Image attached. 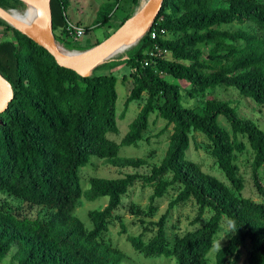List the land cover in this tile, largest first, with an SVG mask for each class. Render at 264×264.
<instances>
[{"label": "trees", "instance_id": "1", "mask_svg": "<svg viewBox=\"0 0 264 264\" xmlns=\"http://www.w3.org/2000/svg\"><path fill=\"white\" fill-rule=\"evenodd\" d=\"M71 1L47 0L53 30L68 33L66 10ZM38 2L45 6L44 0ZM160 18L156 30L153 25L125 61L135 69V86L126 107L144 92L149 95L121 143L109 136L119 132L118 77L114 72L96 73L95 68L90 75L79 74L59 65L43 46L7 26L18 41L0 42V72L14 92L0 116V190L39 208L46 207L48 212L31 218L17 212L21 206L0 205V264L14 247L17 264H120L124 254L108 233L112 221L121 219L116 210L138 181L153 187L152 201L146 208L132 204V214L153 216L156 197L165 196L170 189L177 194L159 220H141L143 231L127 235L136 251L146 257H165L174 264H208L225 216L232 222L234 234L218 249L215 264H238L244 248L248 251L247 264H264V202L243 194L246 182L239 155L246 145L238 138L241 134L250 142L253 156L245 161V168L264 196V126L241 116L229 101L213 96L217 87L225 85L264 104V0H164L156 22ZM245 20L255 27L214 28ZM154 30L156 36H152ZM166 31L179 36L163 39L161 34ZM206 40L228 49L225 56L230 57V66L208 70L202 64L203 52L197 45ZM183 59L192 63L179 61ZM160 72L190 80L194 85L191 92L205 97L203 112L198 105L184 104L179 88L169 84ZM156 111L174 125L163 162L151 174L91 177L86 188L81 169L93 156L118 163L120 145H136L143 139ZM219 115H224L231 130L219 122ZM193 132L206 136L205 145L229 185L188 157ZM140 162L125 163L137 167ZM83 197L90 201L108 197V204L90 210L86 222L75 214ZM190 201L198 205L195 222L208 209L212 214L206 222L172 240L167 230L171 211ZM122 233H127L123 223Z\"/></svg>", "mask_w": 264, "mask_h": 264}, {"label": "rangeland", "instance_id": "2", "mask_svg": "<svg viewBox=\"0 0 264 264\" xmlns=\"http://www.w3.org/2000/svg\"><path fill=\"white\" fill-rule=\"evenodd\" d=\"M145 1L146 0H72L71 5L66 10L68 23L84 28L85 34L81 37H75L74 34L67 33L63 31V29H57L53 30L55 39L61 47L72 52L91 48L109 37L125 22L128 15L135 12ZM0 5L3 7L14 6L19 8L25 4L22 0H0ZM157 18L149 27V30L153 25L154 29L158 27L161 18L156 22ZM8 25L10 24L0 16V42H17L18 40L15 32L8 29ZM254 27L255 24L248 20L244 22L234 21L231 23H222L214 26V28L219 30H251ZM149 30L144 33L137 44L127 50H125V47H120L114 52L115 55L113 57L107 58L103 63L97 66L96 73L113 71L118 77L117 110L119 132L109 133V136L118 143L122 142L123 137L129 131L131 123L137 113L147 102L149 95V92H144L139 100L132 101L129 106L126 107V100L135 86V81L132 77V73L135 69L132 66L126 65L125 61L130 57L132 50H134L145 36H147ZM177 36H179V34L173 31H166L161 34L163 39H172ZM197 47L203 52L200 61L208 70L213 68L220 69L221 67H228L231 65L230 57L225 56V54L228 53V49L216 47L214 42L208 40L199 43ZM116 53H119V55H116ZM166 56L168 58H173L170 54ZM179 61L186 64L192 63V61L188 59ZM160 74L169 84L179 88L184 104L198 105L200 112H203L205 97L191 92L194 85L190 80L177 78L165 72H160ZM213 96L221 100L229 101L238 108L241 116L251 119L260 126H264V104L258 103L252 98L243 95L239 90L225 85L217 87ZM160 103H162V100ZM123 112L125 115L121 116ZM218 120L225 128L231 130V125L224 115H219ZM173 126V124H168L167 120L160 116L158 111L154 112L150 118L149 126L143 139L136 145H120V153L116 161L118 163L103 157L93 156L91 158L90 163L81 169L83 185L87 188L91 177L117 178L123 177L127 173L151 174L152 169L160 165L168 154ZM238 138L246 145V150L239 155L241 169L246 182V188L243 194L246 197L252 198L254 201L264 202V196L258 193L247 175V170L245 168V161L253 156V149L246 137L239 134ZM205 141H207V138L204 134L193 132L188 157L200 163L205 172L216 176L219 180L229 185L230 181L211 156L205 145ZM128 160L141 162L140 165L136 167L135 165L126 164L125 162ZM261 173L264 177V170H262ZM152 194L153 187L149 185L144 186L141 181H138L130 187L122 204L116 210L121 219L112 221L108 236L110 241L120 248L124 254L120 264H174L172 260L166 259L165 257H146L143 253L136 251L127 239L128 234L138 235L143 231L144 224L141 220H146L147 222L159 220L167 211L169 202L175 198L177 191L175 189H170L165 196L156 197L153 203L157 206V210L153 216L142 217L130 212V206L132 204L141 208H146L150 205ZM1 204L11 205L16 208L21 206V209L17 212L22 216L27 215L31 218H35L38 214H41L42 217L46 216L48 212L46 207L39 208L38 206L23 202L20 198L10 194L7 190H0V205ZM107 204L108 197H103L96 201H90L87 200L86 197H83L78 203L75 214L87 222V216L90 210L102 209ZM197 210L198 205L195 201H190L188 203H180V205L171 211L169 220L167 221V230L172 240L177 234H183L187 230L198 226L199 223L206 222L212 214V211L208 209L203 218L199 222H195ZM122 223L125 224L127 233H122ZM154 233L155 231L149 233L148 236L150 237ZM233 234L234 229L232 222L227 217L223 216L222 224L216 236L215 245L208 254V264L216 263L218 249L226 245ZM16 249L17 248L14 247L1 264H17L18 261L14 257ZM243 253L238 264H247V248L243 249Z\"/></svg>", "mask_w": 264, "mask_h": 264}, {"label": "water", "instance_id": "3", "mask_svg": "<svg viewBox=\"0 0 264 264\" xmlns=\"http://www.w3.org/2000/svg\"><path fill=\"white\" fill-rule=\"evenodd\" d=\"M22 1L32 5L41 13L44 23L43 29L34 30L26 24H23L14 18L9 10L2 5H0V16L14 28L18 29L37 44L47 49L59 65L75 70L82 75H90L124 39L129 37L137 29L147 27L149 30V27L159 15L164 2V0H146L117 30L101 43L75 54H66L58 47V43L55 39L52 27V17L48 8L47 0H45V6H42L36 0ZM88 66H92L93 68L89 74H85L83 69ZM13 96L14 92L12 84L0 72V116L9 107L10 102L13 100Z\"/></svg>", "mask_w": 264, "mask_h": 264}, {"label": "bare ground", "instance_id": "4", "mask_svg": "<svg viewBox=\"0 0 264 264\" xmlns=\"http://www.w3.org/2000/svg\"><path fill=\"white\" fill-rule=\"evenodd\" d=\"M38 2V0H36ZM45 1V0H44ZM24 2V1H23ZM39 3V2H38ZM24 6L16 8V7H5L6 9L9 10V12L12 14L14 18H16L18 21L22 22L23 24H26L27 26L33 28L34 30H41L44 28V23L42 19L41 13L33 7L32 5L24 2ZM148 31L147 27H142L137 29L134 33H132L129 37L124 39L118 47L109 55L107 56L104 60L107 58H111L115 55L114 52H116L120 47H125V50L129 49L133 45L137 44L139 40L143 37L144 33ZM123 44V45H122ZM58 47L61 49L63 53L66 54H75L77 52H81L82 50L72 52L68 49H64L61 47V45L58 44ZM133 51V50H132ZM131 52V51H130ZM116 55H119V53H116ZM109 61V60H108ZM104 62V61H102ZM92 66H88L84 68V73L89 74L90 71L92 70ZM97 68V67H96Z\"/></svg>", "mask_w": 264, "mask_h": 264}, {"label": "built area", "instance_id": "5", "mask_svg": "<svg viewBox=\"0 0 264 264\" xmlns=\"http://www.w3.org/2000/svg\"><path fill=\"white\" fill-rule=\"evenodd\" d=\"M67 31H68V33H70V34H74L75 37H81L82 35L85 34V30H84V28L74 26V25L71 24V23H68ZM152 36H156V32H153V33H152ZM154 53H155V51H151V52H150V55H154ZM145 64L148 65L149 62H145Z\"/></svg>", "mask_w": 264, "mask_h": 264}, {"label": "crops", "instance_id": "6", "mask_svg": "<svg viewBox=\"0 0 264 264\" xmlns=\"http://www.w3.org/2000/svg\"><path fill=\"white\" fill-rule=\"evenodd\" d=\"M70 5H71V4H70ZM70 5H69V6H70ZM133 13H134V12H133ZM133 13H132V14H133ZM66 14H67V12H66ZM132 14H131V15H132ZM131 15H128V18H129ZM67 20H68V17H67Z\"/></svg>", "mask_w": 264, "mask_h": 264}]
</instances>
